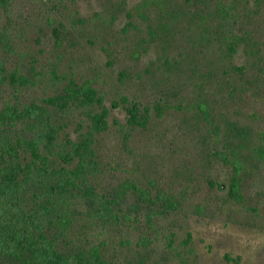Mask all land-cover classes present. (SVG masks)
Masks as SVG:
<instances>
[{
  "label": "rangeland",
  "instance_id": "374dc122",
  "mask_svg": "<svg viewBox=\"0 0 264 264\" xmlns=\"http://www.w3.org/2000/svg\"><path fill=\"white\" fill-rule=\"evenodd\" d=\"M11 8L0 54L27 80H0V109L93 88L109 111L73 246H102L110 264H264V0ZM134 106L145 127L128 125ZM55 108L56 150L101 111Z\"/></svg>",
  "mask_w": 264,
  "mask_h": 264
},
{
  "label": "trees",
  "instance_id": "16d2710c",
  "mask_svg": "<svg viewBox=\"0 0 264 264\" xmlns=\"http://www.w3.org/2000/svg\"><path fill=\"white\" fill-rule=\"evenodd\" d=\"M14 1L0 0V45L8 35L2 19L9 17ZM0 76L2 85L27 80L10 72L1 54ZM69 101L101 111L91 113L85 135L56 150L58 131L50 111H64ZM40 102L18 100L0 109V264H110L102 246H73L70 240L72 206L81 198L93 197L94 203L98 198L90 177L99 169L96 141L109 128V111L93 88L70 89ZM127 110L132 129L145 127L147 119L137 106ZM109 203L102 206L107 212Z\"/></svg>",
  "mask_w": 264,
  "mask_h": 264
}]
</instances>
